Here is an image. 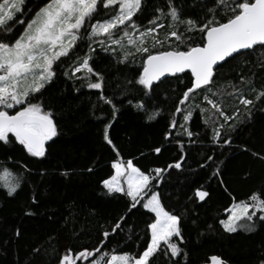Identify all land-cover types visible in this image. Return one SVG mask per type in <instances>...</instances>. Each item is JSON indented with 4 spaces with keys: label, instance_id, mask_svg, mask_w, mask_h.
Instances as JSON below:
<instances>
[{
    "label": "trees",
    "instance_id": "trees-1",
    "mask_svg": "<svg viewBox=\"0 0 264 264\" xmlns=\"http://www.w3.org/2000/svg\"><path fill=\"white\" fill-rule=\"evenodd\" d=\"M44 3L46 0H27L26 8L32 12L26 11L25 18ZM143 3V12L138 19L134 18L137 24L142 29L151 27L149 20L158 17V22L166 26L159 30L164 35L170 24L169 4L177 7L181 16L191 18L196 12L203 17L206 6H212V0H143ZM99 18H106L104 11ZM219 18H224L223 13ZM22 27L16 25V32ZM177 27L183 31L184 25ZM193 35L199 42V33ZM89 45L94 52H90ZM97 45L85 34L69 56L54 65L56 75L43 90L41 100L46 110L54 113L59 134L46 145L45 157H29L19 145L0 148V173L6 167L20 177V187L12 196L0 181V264H58L59 257L69 248L77 252L99 246L105 231L110 236L98 255L126 253L135 257L142 253L150 240L147 224L152 214L140 206L128 212L129 198L119 193L109 195L103 188L102 181L113 175L111 165L117 159L131 160L148 174H153L155 168L166 169L155 190L161 194L166 210L181 217L184 240L180 243L175 238L182 248L181 256L170 260L158 252L155 264H175L177 260L179 264H206L213 255L227 264H264V222L257 221L252 232L232 234L226 233L219 223L227 219L225 210L234 201L264 189V163L241 151V147H247L264 152V102L252 107L251 118L247 120L241 106L239 119L245 122L237 123L234 131L227 124L220 129L225 136L230 132L231 147L220 146L212 139L213 127L220 128L222 118L216 116L215 124H206L199 109L187 122L194 134L189 139L180 127L185 123L182 115H174L178 98L190 85L189 74H182L180 79L167 78L148 95L124 91L126 81L136 78L141 71V57L130 58L127 64L119 63L117 56ZM148 46L151 47L150 39ZM85 55L91 56L90 65L103 76L102 91L87 87L89 81L83 77L89 74L70 75L71 67ZM241 76L252 77L257 89L264 86V49L257 47L251 55L240 56L220 68L216 85L219 88L227 87L229 82L238 84ZM89 79L96 82L95 76L89 75ZM102 94L111 98L118 109L115 119L112 106L100 100ZM222 100L225 111L234 114L238 102L229 96ZM140 102L145 103L146 110L137 109L135 105ZM196 103L210 109L200 97L189 101V105ZM154 113L158 115L149 120ZM173 119L177 121L175 128L170 127ZM107 124L112 125L109 136L119 150V157L103 140ZM166 134H170L167 140ZM156 147L162 149L161 153H155ZM209 155L221 168L227 191L213 176L215 165L200 166ZM178 161L182 163L181 169L168 168ZM198 188L210 193L204 202L195 197ZM122 216L125 220L121 228L112 233Z\"/></svg>",
    "mask_w": 264,
    "mask_h": 264
},
{
    "label": "snow or ice",
    "instance_id": "snow-or-ice-1",
    "mask_svg": "<svg viewBox=\"0 0 264 264\" xmlns=\"http://www.w3.org/2000/svg\"><path fill=\"white\" fill-rule=\"evenodd\" d=\"M26 3L27 0H0V148L19 145L29 157H45L46 145L59 132L54 113L46 110L41 100L43 90L56 75L54 65L58 61L63 62L61 58L68 57L85 34L101 50L117 56L119 63L127 64L130 58L141 57V71L136 78L126 81L124 91L135 90L148 95L154 93L155 87L166 82L167 78L180 79L182 74H189L190 85L178 98L174 112V115H182L185 123L180 127L189 139L194 134L186 125L192 119L193 112L199 109V113L205 115L206 124H215L216 116L222 118L220 128L213 127L212 139L220 146L231 147L233 139L230 132L225 136L220 129L227 124L230 131H234L237 123L245 122L239 119L241 106L247 120L251 118L252 107L257 102H264V86L257 89L252 77L241 76L238 84L229 82L227 87L218 88L216 85V74L220 68L240 56L251 55L257 47L264 49V0H212V6H206L202 19H181L179 10L169 4L168 16L172 23L167 25L169 30L165 32L164 39L160 38L159 30L166 26L158 22V17L149 20L151 27L142 29L137 24L138 14L144 10L143 0H46L27 19L25 12L32 10L26 8ZM101 11L105 12L106 18H99ZM221 13L223 19L219 18ZM177 24L184 25L183 31L179 30ZM16 25L23 26L18 33ZM194 33H199V42L194 39ZM149 39L151 47L148 46ZM89 48L90 52L95 51L91 45ZM90 59V55L78 59L71 67L70 75L85 72L95 76L96 82H92L89 75L83 78L89 81L88 88L102 91L103 76L90 65ZM65 75H69V72ZM127 85L132 87L128 88ZM214 88L217 90L214 91ZM224 96L238 102L233 109L234 114H228L222 107ZM197 97L210 109L201 107L199 103L189 105V101ZM99 98L104 104L112 106V118L115 119L118 109L113 100L103 94ZM135 106L146 110L144 102ZM155 115L158 113L150 115L148 119H154ZM111 126L107 124L104 127L103 140L112 146L119 157V150L109 136ZM176 126L177 121L173 119L170 127ZM169 135L166 134V140ZM154 151L159 154L162 149L156 147ZM241 151L264 163V152L252 151L247 147H241ZM214 165L213 176L227 191L221 168L213 156H207L200 166L212 168ZM111 167L115 174L102 181L103 188L109 195L119 193L129 198L128 212L140 206L152 214L151 222L147 224L150 242L135 257L126 253L112 254L110 257L106 253L98 255L110 236L105 231L102 234L104 239L98 242L99 246L77 252L69 248L59 257L58 264H155L154 258L158 252L170 260L181 256L180 244L173 241L174 237L180 243L184 240L181 217L166 210L161 194L155 190L166 169L155 168L153 174H148L134 166L131 160L125 162L120 159L113 162ZM181 167L180 161L168 165V168ZM0 181L9 196L20 187V177L6 167L0 173ZM209 196L210 193L203 188L195 192L199 202H204ZM225 211L228 213L227 219L219 223L226 233L254 231L257 221L264 222V189L251 192L244 200L234 201ZM124 220L122 216L113 226L112 233L121 228ZM175 264H179V261H175ZM210 264L226 262L213 255Z\"/></svg>",
    "mask_w": 264,
    "mask_h": 264
},
{
    "label": "rangeland",
    "instance_id": "rangeland-1",
    "mask_svg": "<svg viewBox=\"0 0 264 264\" xmlns=\"http://www.w3.org/2000/svg\"><path fill=\"white\" fill-rule=\"evenodd\" d=\"M177 10H179L177 7H175ZM179 12H180V10H179ZM180 17H181V19H187V18H191V17H185V16H181V14H180ZM197 18H203L202 17V15L200 14V12H196L195 14H194V16H193V18L192 19H197ZM169 23H172V21H171V19H170V21H169ZM160 35V38L161 39H164V34H159ZM97 43H95L94 42V45H96ZM98 46V45H97ZM100 47V46H99ZM81 73H84V74H86L85 72H81ZM10 112H12V111H14V110H9ZM115 174V170L113 169V175ZM223 227V226H222ZM178 239V238H177ZM173 241L174 242H177V240L175 239V237L173 238ZM149 242H150V240H149ZM178 243V242H177ZM116 255H122V254H116ZM110 257V256H109Z\"/></svg>",
    "mask_w": 264,
    "mask_h": 264
},
{
    "label": "water",
    "instance_id": "water-1",
    "mask_svg": "<svg viewBox=\"0 0 264 264\" xmlns=\"http://www.w3.org/2000/svg\"><path fill=\"white\" fill-rule=\"evenodd\" d=\"M170 78V77H169ZM206 264H210V259H209V262L208 263H206ZM227 264V263H226Z\"/></svg>",
    "mask_w": 264,
    "mask_h": 264
}]
</instances>
